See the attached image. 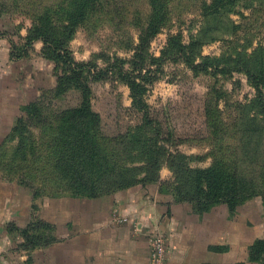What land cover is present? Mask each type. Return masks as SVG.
I'll return each instance as SVG.
<instances>
[{"label": "rangeland", "instance_id": "374dc122", "mask_svg": "<svg viewBox=\"0 0 264 264\" xmlns=\"http://www.w3.org/2000/svg\"><path fill=\"white\" fill-rule=\"evenodd\" d=\"M19 1L26 2L16 0V8L0 11V37L8 45L7 63L0 74V151L8 157L18 142L11 129L16 118L21 115L22 106L46 97L49 101L53 96L52 106L49 107L59 114L68 107L77 106L82 100V92L77 88H69L56 96L50 93V89L56 85L58 73L54 71L53 60L42 53V41H35L27 54L22 52V57L14 58L10 55L12 43L20 45L25 41L23 38L32 22L29 8L27 5L21 8ZM108 2V12L106 10L100 18L98 13L91 15L83 23H79L74 32L69 33L66 49L73 60L87 62L91 70L106 69V66L117 60L122 61L125 69H131L140 34L131 17L144 19L148 12V2ZM50 3L53 0H40L38 7L51 5ZM191 5L185 4L184 7L189 10L183 12V7L173 4L172 21L153 35L147 45H142L143 53L159 57L170 36H179L181 43L185 45L191 39L200 37L203 44L195 62H200L203 57H210L222 63L224 70L195 72L182 60L153 64L152 72L144 82L146 90L143 98L148 107L147 117L152 121L149 129L154 133L155 128L159 127L156 137L167 139L169 151L188 155L190 165L205 167L211 163V150L216 141L213 131L230 123L240 104L258 95L248 76L235 67H240L239 63L246 57L253 65L263 53L264 0H240L228 14L208 19L213 28L207 35L213 39L202 38L203 30L208 24L201 20L199 9ZM130 41H133V45L129 44ZM254 49L257 50L251 53ZM13 51L15 53L16 50ZM114 69L105 78L94 80L89 77L84 81L90 91L91 108L100 117V132L108 138L135 129L141 124L144 113L133 107L130 88L116 72H112ZM260 89L264 98V83ZM46 103L44 102L45 105ZM49 109H45V112ZM30 129L28 142L50 135V131L44 126H31ZM4 159L6 157H0V264H35L38 260L33 258L34 250L49 245L24 248L23 236L17 228L26 226L25 222L29 220L34 204L39 218L47 222L55 220L60 223L58 229H62L67 217L65 209L75 206L73 198L76 197L34 192L19 184L16 179H8L12 174H6ZM172 180V171L164 162L159 171V190L161 182H168L160 192L163 196L169 194L175 202L170 190ZM184 203L186 202H175L178 217L184 218L185 212L191 210L190 205L188 207ZM68 212L69 215L73 214V210ZM203 214L213 225L216 239L222 237L223 230L229 232H226V244L221 245L225 249H213L217 259L215 264H219V261L223 264H258L248 261L246 255L247 245L264 232V209L260 195L244 201L233 214L228 212L224 203L213 205ZM56 230L54 225L55 236Z\"/></svg>", "mask_w": 264, "mask_h": 264}, {"label": "trees", "instance_id": "16d2710c", "mask_svg": "<svg viewBox=\"0 0 264 264\" xmlns=\"http://www.w3.org/2000/svg\"><path fill=\"white\" fill-rule=\"evenodd\" d=\"M108 1L53 0L51 5L43 7H38L40 0L19 1L21 8L26 5L29 8L32 22L23 38L25 41L20 45L12 43L16 51L11 50L10 55L22 57L35 41H42V53L53 60L54 71L58 73L50 93L56 96L69 88H77L82 92V100L59 114L49 107L53 96L49 101L46 97L22 106L21 115L11 129L18 142L9 157L0 151V157H6L3 160L6 174H12L8 179H16L34 192L43 191L50 196L68 194L96 198L137 184L158 182L165 162L173 174L170 190L174 201L188 203L194 213L202 214L213 205L224 203L233 214L239 205L256 195L262 197L264 209V98L260 89L264 83V50L257 63L251 65L246 57L239 63L240 67H235L248 76L258 95L240 104L230 123L213 131L216 141L208 166H192L188 155L169 151L167 139L156 137L159 127L154 133L149 129L152 121L147 117L148 107L143 98L144 82L153 64L182 60L195 72H217L225 68L210 57L195 62L203 44L200 37L185 45L179 36H170L159 57L143 53L142 45H147L153 35L172 21L173 4L183 7V12L189 10L185 4L197 7L201 20L208 24L202 38L213 39L207 35L213 28L208 19L228 14L240 0H147L149 7L144 19L131 17L140 32L131 69H125L122 61L117 60L106 69L91 70L87 62L73 60L65 45L69 33L74 32L79 23L95 13L100 18L106 10L108 12ZM15 4L16 0H0V11L14 9ZM56 30L65 32L57 33ZM129 44L133 45V41ZM112 68H115L112 72L129 86L133 107L144 113L141 124L135 129L108 138L100 132V117L91 108L90 91L84 81L89 77L105 78ZM31 126H44L50 135L28 142ZM167 183H160V191ZM36 209L33 204L26 226L17 228L26 249L45 247L57 240L54 225L39 218ZM211 248L225 249L221 245ZM246 257L250 262L264 264V232L247 246Z\"/></svg>", "mask_w": 264, "mask_h": 264}, {"label": "crops", "instance_id": "0c3cea01", "mask_svg": "<svg viewBox=\"0 0 264 264\" xmlns=\"http://www.w3.org/2000/svg\"><path fill=\"white\" fill-rule=\"evenodd\" d=\"M7 59L8 45L0 37V74ZM73 199L75 206L65 209L62 229L50 220L56 225L57 240L34 250L35 264H149L151 240L157 233L166 240L167 264H215L210 246L227 242L229 232L223 230L216 239L206 213L188 209L184 218L178 217L177 204L169 194L163 196L159 182L134 185L110 196Z\"/></svg>", "mask_w": 264, "mask_h": 264}, {"label": "built area", "instance_id": "2783aa9c", "mask_svg": "<svg viewBox=\"0 0 264 264\" xmlns=\"http://www.w3.org/2000/svg\"><path fill=\"white\" fill-rule=\"evenodd\" d=\"M149 264H167L166 240L161 233L155 234L151 240Z\"/></svg>", "mask_w": 264, "mask_h": 264}]
</instances>
